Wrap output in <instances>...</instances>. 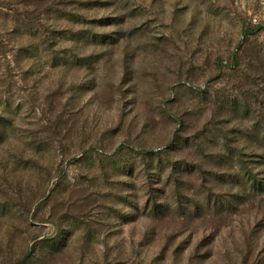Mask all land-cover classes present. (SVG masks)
<instances>
[{
	"label": "rangeland",
	"instance_id": "obj_1",
	"mask_svg": "<svg viewBox=\"0 0 264 264\" xmlns=\"http://www.w3.org/2000/svg\"><path fill=\"white\" fill-rule=\"evenodd\" d=\"M0 264H264V0H0Z\"/></svg>",
	"mask_w": 264,
	"mask_h": 264
}]
</instances>
